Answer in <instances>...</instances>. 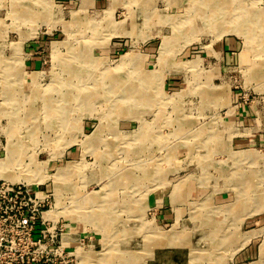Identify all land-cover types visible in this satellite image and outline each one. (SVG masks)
<instances>
[{"label":"rangeland","instance_id":"1","mask_svg":"<svg viewBox=\"0 0 264 264\" xmlns=\"http://www.w3.org/2000/svg\"><path fill=\"white\" fill-rule=\"evenodd\" d=\"M222 8L226 30L195 19ZM262 13L264 0H0V181L51 194L44 220L69 225L78 264H264V142H233L249 134L243 105L264 138ZM228 39L222 72L210 62ZM190 174L203 194L161 226L151 198ZM233 190L260 211L230 216Z\"/></svg>","mask_w":264,"mask_h":264},{"label":"built area","instance_id":"2","mask_svg":"<svg viewBox=\"0 0 264 264\" xmlns=\"http://www.w3.org/2000/svg\"><path fill=\"white\" fill-rule=\"evenodd\" d=\"M50 197L0 181V264H78L75 248L62 244L67 224L43 220L52 208ZM83 243L78 241V247L83 249Z\"/></svg>","mask_w":264,"mask_h":264},{"label":"crops","instance_id":"3","mask_svg":"<svg viewBox=\"0 0 264 264\" xmlns=\"http://www.w3.org/2000/svg\"><path fill=\"white\" fill-rule=\"evenodd\" d=\"M236 46H237V42L234 39H228V40H225L223 44L221 43L217 48H218V51H220L223 56L220 59H217V58L211 59V62H210L211 66H216V68H218V70L219 69L222 70V72L224 71L225 66H227V69H229L230 67L228 66L233 65V59L232 57H230V55L233 54L231 53L232 51L237 49ZM24 64H25L26 69L29 71H36L40 67L39 58H33L30 61H26ZM222 78H224L225 81L228 79V77H226L225 74H223ZM253 111H254L253 107L248 106L246 108V106L244 105L240 111H237L239 114L236 117V122H239L240 125H243V123L244 125H247L246 128L245 127L242 128V131L244 130L248 132L249 134L243 135V137H237L233 141L235 145L244 147V146L253 145L255 142H258V143H261L262 141L264 142V138L262 137L255 139L256 136H254L253 138L252 135L255 132L250 133L251 131H254L257 129V127L254 126L257 120L253 119L254 117ZM188 176L189 177L185 175L177 180L175 179L176 180L175 182L173 179H169L171 182L168 181V183H171V185L169 187L161 189L162 191L158 192L156 195L154 194V196L151 198L150 207H153V211H154L153 215L155 217L154 219L161 226H164V227L172 226L173 225L172 221L174 219L173 213L175 211L176 212L181 211L182 210L181 207H185V205L188 207V205L190 204L188 203V201H190L191 198H193L194 196H197V198H199L203 194V192L200 191L202 189L201 187H199L198 185L195 186L192 181L187 182L188 180H190L191 177L194 178L192 174ZM174 186H176V188L180 191V196L185 195V197L187 198L185 202L180 200L176 203H173L171 201V194H172V191H174L173 190ZM258 221L259 220L257 219V220L249 221V222L253 225L260 224ZM251 231L255 232V230H251ZM35 236L36 237L38 236V232L35 233ZM253 238H256V237H253ZM250 248L251 247H249L242 254H240L239 257L242 259H246L247 256H249L248 253L250 251Z\"/></svg>","mask_w":264,"mask_h":264},{"label":"bare ground","instance_id":"4","mask_svg":"<svg viewBox=\"0 0 264 264\" xmlns=\"http://www.w3.org/2000/svg\"><path fill=\"white\" fill-rule=\"evenodd\" d=\"M220 8V7H219ZM229 11V10H228ZM223 12H225L224 11V8H222V10H220V11H218V9H217V11H209V13H210V15H207V14H203L202 15V13H197V15H195V19L198 21V22H202V21H204V19H206L207 21L211 18V20L213 21L214 19L215 20H217V22H215V24H216V26H217V31H219V30H226V29H223V27H225V26H227L226 25V23H225V20H224V17H222V13ZM21 13V12H20ZM263 14V13H262ZM264 15V14H263ZM209 16V17H208ZM25 17V16H24ZM255 17V16H254ZM221 18V19H220ZM263 18V17H262ZM261 17H258V20H257V22H259V23H261L262 24V22H264V20L262 19ZM211 20L209 21V22H211ZM208 22V23H209ZM250 22V21H249ZM251 24H253V22H251ZM250 24V25H251ZM196 25V24H195ZM229 25V24H228ZM195 28V27H194ZM220 28H222V29H220ZM264 29V28H263ZM216 30V29H215ZM165 49V48H164ZM162 50V49H161ZM160 51V50H159ZM161 53H162V51H161ZM160 58H158V60H159ZM68 87V86H67ZM68 89V88H67ZM43 95V94H42ZM41 98V97H40ZM43 99V98H42ZM44 100V99H43ZM48 101V100H47ZM50 101V100H49ZM41 102H43L42 100H41ZM71 103V102H70ZM58 104H59V101H58ZM45 105V104H44ZM49 104H47V106H48ZM53 105V104H52ZM50 107V106H49ZM56 108V107H55ZM72 112V111H71ZM62 113V112H61ZM61 115V114H60ZM105 118V117H104ZM92 138V137H91ZM9 156V155H8ZM8 158V157H7ZM5 160H2V161H0V172H3L4 171V169H5V165H6V161H8V160H6L5 162H4ZM70 168V167H69ZM68 171H69V169H68ZM67 173V172H66ZM69 173V172H68ZM251 175V174H250ZM239 179H241V178H239ZM63 180V179H62ZM65 180V179H64ZM10 183V182H9ZM246 183H248V182H246ZM11 184H14V183H11ZM249 184V183H248ZM21 185V184H20ZM24 185H26V187H31V183H26V184H24ZM34 186L36 187V184L34 183ZM245 186H246V189L245 190H249V187L247 186V184H245ZM177 190V189H176ZM239 190V189H238ZM234 191V190H233ZM246 192V191H245ZM177 196H179L180 195V191L179 190H177ZM239 193L238 192H236V191H234V197H233V200L232 201H230V202H227L226 204H222V205H224V208H227V207H230V208H234V210L231 212V214H229L230 216H232V217H236V218H238V216L239 215H242V210H244L245 209V205L244 204H246L248 201H250V203H254L255 205H256V209H258L259 207H261L262 205H263V203L262 204H259V201L261 200V199H263V198H258L257 200L256 199H251V200H249V197L248 196H246V195H242V196H240V195H238ZM258 194V193H257ZM262 194V193H261ZM176 196V197H177ZM94 199V198H93ZM92 199V200H93ZM109 198L108 197H106V198H104V200L103 201H107ZM261 202H263L262 200H261ZM90 204V203H89ZM83 206L84 205H82V208H83ZM87 206V205H86ZM85 206V207H86ZM87 208V207H86ZM85 208V209H86ZM252 209L253 208H251V209H247V210H245V212L246 211H248L247 213H250V212H252ZM48 211V212H47ZM242 211V212H241ZM258 211H260L259 209H258ZM46 212V214H47V216H46V219H48V216H49V214H51V210H46L45 211ZM45 212L43 213V220H44V214H45ZM244 212V213H245ZM256 212V211H255ZM88 213H89V211H88ZM102 215H104V214H102ZM228 215V216H229ZM73 216H70V218H69V220L72 218ZM240 217V216H239ZM107 220V219H106ZM45 221V220H44ZM71 221V223H75L76 222V220L73 218L72 220H70ZM101 222V221H100ZM99 221H98V223H100ZM55 223V222H54ZM108 224V223H107ZM106 224V225H107ZM103 225V224H102ZM214 227L217 229V226L219 227V226H221L219 223H214ZM68 227H69V225H68ZM70 228V227H69ZM69 228H68V231L64 234V239H63V245H67V246H71L70 245V240L72 239V232L71 231H69ZM106 229H108V228H106ZM175 233H177V232H175ZM181 236V235H180ZM172 237V236H171ZM174 237H176V239L173 241V243H182V242H180L179 241V239H177V235L176 236H174ZM171 239V238H170ZM168 241H169V239H168ZM172 243V242H171ZM230 243H231V240H230ZM229 243V244H230ZM180 245V244H179ZM130 252V251H129ZM127 253V252H126ZM123 254V253H122ZM136 261V260H135ZM110 262H112V261H110Z\"/></svg>","mask_w":264,"mask_h":264}]
</instances>
